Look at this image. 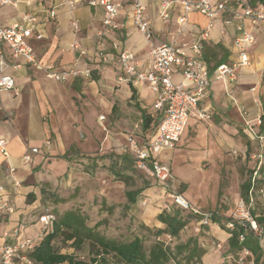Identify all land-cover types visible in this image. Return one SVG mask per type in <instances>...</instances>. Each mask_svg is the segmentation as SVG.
<instances>
[{
    "label": "crops",
    "instance_id": "1",
    "mask_svg": "<svg viewBox=\"0 0 264 264\" xmlns=\"http://www.w3.org/2000/svg\"><path fill=\"white\" fill-rule=\"evenodd\" d=\"M75 1L72 8L60 5L61 0H35L30 8L24 5L17 8L0 6V24L3 26L18 22L20 15L26 11H31L36 15L43 33L42 40L31 42L34 57L38 63L52 65L55 70L64 71L77 62L81 70L90 69L91 74L97 77L94 79L92 76L91 79L79 77L64 83L56 82L47 78L45 72L35 66L26 64L20 58H12L10 52L6 50V60L9 65L6 74L14 79L15 86L20 92L18 96H14L12 92L0 91V140L6 142L8 152L7 159L0 153V186L10 197V204L14 208V213L10 215L0 212V232H8L19 225H24V236L32 239L39 237L41 226L38 220L35 224L28 225L32 220V212L38 200V167L44 159L43 153L48 152L50 155L67 153L62 142L64 137L62 125L67 124L70 117L72 119L76 117L75 112L69 114L66 108L76 111V99L79 94H84L81 88L82 82L88 84V89L92 94L97 93L100 87L107 93V97L114 95V89L117 88L116 92L121 93L123 100L135 102L136 109L141 110H138L141 117L143 113L145 114L143 109L149 110L148 115L156 116L152 109L154 95L146 87L134 89L126 83L118 82L116 78L118 66L113 65L115 55L110 49V43L118 40L125 50L134 54L135 60L139 63V71L152 70L147 45L129 17L130 0H112L124 5V10L117 19L123 27L101 42L96 34L101 30L102 10L89 6V0ZM141 2L144 6V19L151 24L153 43L156 46L171 43L172 37L180 28L177 23L179 8L173 6L170 18L167 21H161L157 14L159 9L157 2L147 0H141ZM257 4H264V1L258 0ZM51 10L55 11L54 18L49 17ZM206 24L205 17L198 12H191L184 33L177 39L178 42L194 43L199 31ZM234 36L235 30L232 25L226 26L221 19L215 22L210 31L209 40L204 44L202 51L203 60L210 74L214 73L218 65L231 64L233 61ZM73 44L85 50L86 54L81 56L77 50L71 48ZM100 51L106 54L109 61L105 69H101L99 65L97 54ZM248 57L250 65L237 69L238 81L231 97H227L223 81L213 82L201 108L213 118L210 132L220 133L217 134L218 136L214 135L216 140L230 141L229 137L218 131L217 126L224 127L229 133L236 131V127L243 128V133L249 141L248 149L252 150L253 155L258 151V143L251 140L245 133L244 119L238 111V106H244L247 109L248 119L251 121L258 114L264 116V75L261 74L264 60V36L259 31L255 33V42L248 48ZM174 79L181 81L177 75ZM250 87L255 88V94L249 92ZM133 92L135 99H132ZM95 99L102 100V103L110 109L114 107V104L109 105L108 100L101 97ZM254 101L257 104H254ZM195 122H197L195 117L189 118L185 131ZM155 130L156 127L146 140L154 134ZM51 138L53 139L52 144ZM31 149H37V153L33 154L31 161L26 164L23 162V157ZM172 152L173 150L162 152L159 160L168 164V161L173 159ZM7 165L14 169L12 174L7 172ZM29 194L34 196L32 201L28 199ZM257 200H259L258 203L264 204L263 199ZM230 213L231 211L228 214ZM206 235L216 241L222 240L224 243L228 241L227 234L223 231L219 232L215 226L210 227ZM12 244H14L12 237L0 238V245ZM211 244L206 247L202 264H214L216 261L220 264L219 255Z\"/></svg>",
    "mask_w": 264,
    "mask_h": 264
},
{
    "label": "built area",
    "instance_id": "2",
    "mask_svg": "<svg viewBox=\"0 0 264 264\" xmlns=\"http://www.w3.org/2000/svg\"><path fill=\"white\" fill-rule=\"evenodd\" d=\"M35 0H0L1 7L24 5L30 8ZM155 1L159 5L158 18L167 21L173 6L179 8L177 23L180 28L169 44L155 45L152 41V28L149 21L144 19V6L141 0H130V20L132 25L142 36L147 45V54L150 58L152 70L139 71V63L132 52L125 50L122 43L113 40L110 49L115 55L113 65L118 66L117 81L124 82L134 89L146 87L154 95L152 109L158 116V124L154 134L140 143L134 137L128 136L126 143L120 148L121 154H128L135 169L150 177L168 191V197L183 210L198 217L197 233L215 226L224 228L228 238L237 232V240L243 242L246 235H251L256 241L264 259V226L257 222L253 209L258 198L264 200V186L259 184L264 175V131H262V114H258L253 121L248 119V111L244 106H238V111L244 119L245 133L251 140L258 143L257 153L251 156L254 161L253 172L250 178V187L247 199L237 202L231 213L224 217L216 211L202 212L192 207L180 194L173 192L174 178L169 166L159 160V155L165 151L174 150L182 137L188 120L191 117L209 119L210 115L201 108L207 98L213 82L223 81L226 86L227 97H231L233 88L238 81L237 69L250 65L248 48L255 42V33L264 36V4L252 5L249 0H147ZM75 0H61L60 5L72 8ZM88 5L102 10L101 30L96 34L99 41L112 35L123 27L117 22L124 10L121 2L112 0H89ZM198 12L207 19V24L199 31L196 41L192 44L178 42V37L184 33L191 12ZM49 17H55V11L49 12ZM221 19L226 26L232 25L235 30L233 39L234 59L231 64H220L213 74H210L202 57L204 44L209 40L210 31L215 22ZM43 39L42 29L36 15L26 11L20 15L18 22L8 26L0 24V91L12 92L19 95L14 79L6 74L8 62L6 50L14 59H22L26 64L33 65L45 72L47 78L56 82H68L76 78L91 79V70H81L78 63L64 71L55 70L52 65H42L34 57L32 40ZM71 48L77 50L81 56L86 51L79 49L76 44ZM99 65L105 69L109 64L106 54L98 52ZM17 68V66H15ZM261 74L264 75V60ZM181 78L178 82L174 79ZM254 93L255 88L250 87ZM254 104H257L254 101ZM104 117H100L102 121ZM252 123V124H251ZM255 128L257 129L255 131ZM0 153L7 159L6 142L0 140ZM37 149H31L23 157L24 163H29ZM7 172L12 174L14 169L7 165ZM18 186V184H16ZM168 210V209H167ZM0 212L6 215L14 213L10 204V197L0 186ZM54 217L43 214L38 218L40 235L38 238L24 236V225H19L11 231L0 232V238L12 237L14 244L0 245V264H32L27 256L41 237L52 231ZM215 222V223H214ZM240 231V233H239ZM206 248L204 242H200ZM212 248L219 255L220 264H255L249 251L243 250L241 255L232 256L224 250L220 241L212 242Z\"/></svg>",
    "mask_w": 264,
    "mask_h": 264
},
{
    "label": "rangeland",
    "instance_id": "3",
    "mask_svg": "<svg viewBox=\"0 0 264 264\" xmlns=\"http://www.w3.org/2000/svg\"><path fill=\"white\" fill-rule=\"evenodd\" d=\"M95 77L92 75V79ZM88 87V84L81 83L84 94H79L76 99V111L66 108L69 114L75 112L76 117H70L67 124L62 125V142L66 152L70 147L77 152H70L66 160L61 158L65 153H43L44 159L37 172L38 200L28 225L35 224L43 214L55 217V213L76 211L86 217L89 227L109 239L125 242L139 235L145 236V244L149 245L151 233L142 226L151 232L156 230L159 226L156 216L163 209L175 205L168 197L169 192L134 169L126 173L132 179L129 185H125L115 179L109 168L121 155L120 148L128 136L141 143L152 134L155 125L152 122L144 129L135 102L123 100L121 93L116 92L117 88L114 95L107 97L100 87L95 94ZM96 97L108 100L109 105L114 104L113 109L102 100L97 101ZM143 110L148 115L149 110ZM100 117L104 119L100 121ZM195 119L197 122L185 131L172 152L173 159L167 164L174 178L173 192L180 194L195 208L216 211L226 217L242 199V185L250 181L254 167L252 150L248 149L249 141L243 128L236 127V131L229 133L224 127L217 126L219 132L229 137L230 141L226 142L230 144H227L214 137L220 133L210 132L212 117ZM50 140L52 144L53 139ZM145 183L149 184V188L142 192L135 205H130L125 192L140 189ZM260 183L264 185V175ZM256 213L260 214V210ZM196 228L197 224L192 219L181 233L180 240L198 236L199 243L204 242L206 247L215 240L206 235L208 229L197 233ZM220 231L223 230L220 228ZM162 239L169 242L167 238ZM220 242L228 252V242ZM52 244L54 250L62 254L88 259V243L79 250L73 247L72 242H64L61 238L55 239Z\"/></svg>",
    "mask_w": 264,
    "mask_h": 264
},
{
    "label": "trees",
    "instance_id": "4",
    "mask_svg": "<svg viewBox=\"0 0 264 264\" xmlns=\"http://www.w3.org/2000/svg\"><path fill=\"white\" fill-rule=\"evenodd\" d=\"M257 3L258 0H251L252 5ZM132 99H135L134 92ZM138 110L141 111L139 108ZM152 122L156 127L158 124L157 115L152 117L142 114L144 129H147ZM262 123V131H264V116ZM70 152L75 153L77 150L71 148L62 159L66 160ZM93 163L95 164L94 160ZM109 169L115 179L125 185H129L132 179L126 173L130 169L137 171L128 154L117 156L116 161ZM258 183L260 184V182ZM249 187L250 181L242 185V199H247ZM147 188H149V184L145 183L140 189L126 191L127 202L130 205H135L138 197ZM28 199L32 201L34 196L29 194ZM257 210H260V214L256 213ZM252 214L256 215L257 222L264 226V204L257 203ZM192 219L195 224L198 223V217L175 205L168 210L163 209L156 216V221L159 224L156 226V230L151 232L146 226H142L151 233L152 240L149 245H146L147 238L139 235L125 242L109 239L89 227L86 217L76 211H67L63 214L55 213L52 231L45 233L33 250L27 253V256L32 264H202L206 249L199 245V237L190 236L185 241L180 240L181 233ZM221 229L224 231V228ZM57 238H61L64 242H72L73 247L78 250L88 243V259L81 260L72 255L55 251L52 243ZM162 238H167L169 242H165ZM227 242L228 254L239 256L245 249L250 252L255 264H264L259 247L251 235H246L244 241L239 242L237 232H233Z\"/></svg>",
    "mask_w": 264,
    "mask_h": 264
}]
</instances>
